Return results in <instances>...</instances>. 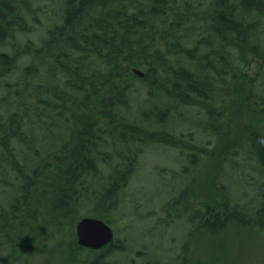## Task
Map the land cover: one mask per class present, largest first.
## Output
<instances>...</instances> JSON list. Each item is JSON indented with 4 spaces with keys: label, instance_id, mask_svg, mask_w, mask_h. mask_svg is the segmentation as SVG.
<instances>
[{
    "label": "trees",
    "instance_id": "trees-1",
    "mask_svg": "<svg viewBox=\"0 0 264 264\" xmlns=\"http://www.w3.org/2000/svg\"><path fill=\"white\" fill-rule=\"evenodd\" d=\"M60 1L61 20L39 44L16 31L32 34L19 27L54 13L57 0L47 10L39 0H0V49L13 44L0 50V264H21L22 250L68 220L106 221L129 205L142 144L170 147L167 119L189 114L205 127L227 117L224 131L237 133L246 119L231 124L240 88L264 110V0ZM196 154L187 152L186 164L197 165ZM225 165L197 204L172 199L175 224L222 227L209 201L219 192L237 221L264 228V128ZM125 246L112 240L79 261L110 264Z\"/></svg>",
    "mask_w": 264,
    "mask_h": 264
},
{
    "label": "rangeland",
    "instance_id": "rangeland-1",
    "mask_svg": "<svg viewBox=\"0 0 264 264\" xmlns=\"http://www.w3.org/2000/svg\"><path fill=\"white\" fill-rule=\"evenodd\" d=\"M39 1L45 10L50 9V0ZM53 11L50 15H36L33 22L27 19L29 22L23 23L19 28L32 34L20 35L16 31V37L27 40L29 37L40 44L47 29L61 20L60 0H57ZM14 42L18 47L17 40ZM12 45L10 43L8 48L0 50L12 52ZM251 72L255 73V70ZM136 85L145 86L141 81ZM237 94L240 99L234 102L235 106L231 110L237 116L233 115L231 124L238 121L241 113L242 118L246 117L235 128L237 133H226L227 117L203 127L197 119L186 114L180 118L167 119L162 144L167 143L170 147L142 144V163L137 166L130 185L131 194L128 199L132 202L129 205L123 203L113 216L106 219L116 232V242L124 243L125 252L128 254L124 259L112 254L108 263L131 264L134 263V259H131L133 257L137 259V264L147 260L150 262L145 264H264V228L258 223L243 222V219L237 221L233 205L229 206L219 192H216L213 199L210 197L209 201L212 200V209L222 214L225 223L212 233L192 229L188 219L187 222L184 220L175 224L173 218L167 215L174 205L171 202L173 198L177 202L183 200L193 204L204 199L211 186L207 184V180L209 177L213 178L220 167L225 165L226 155L229 154L230 158L235 148H241V143L252 129L264 128V110L255 109L250 99L246 100L247 94L242 88L237 90ZM144 97L142 93L135 94L137 103L142 102ZM221 114H224L223 110ZM251 117L254 119L253 124L249 122ZM222 122L224 125H219ZM192 144L200 148L196 149ZM187 152H198L193 157L197 165L186 164ZM185 168L188 174L183 172ZM180 195L181 198L183 195L182 199ZM230 203L235 204L234 200ZM77 222L68 220L61 231L51 232L47 239H43V243L28 245L19 254L22 258L21 264H85L79 259H92L95 254L104 251L106 247L96 250L78 244L75 229ZM139 254H142L140 258Z\"/></svg>",
    "mask_w": 264,
    "mask_h": 264
},
{
    "label": "water",
    "instance_id": "water-1",
    "mask_svg": "<svg viewBox=\"0 0 264 264\" xmlns=\"http://www.w3.org/2000/svg\"><path fill=\"white\" fill-rule=\"evenodd\" d=\"M133 72L140 78L145 75L139 69H134ZM75 229L78 244L82 247L98 250L114 240V231L111 225L99 218L83 217L77 222Z\"/></svg>",
    "mask_w": 264,
    "mask_h": 264
},
{
    "label": "bare ground",
    "instance_id": "bare-ground-1",
    "mask_svg": "<svg viewBox=\"0 0 264 264\" xmlns=\"http://www.w3.org/2000/svg\"><path fill=\"white\" fill-rule=\"evenodd\" d=\"M44 21V20H43ZM52 22V21H51ZM50 26V25H49ZM50 29V28H49ZM48 30V29H47ZM263 175V174H262ZM260 176V175H259ZM260 178V177H259ZM259 183V182H258ZM261 186V185H260ZM127 192V191H126ZM127 194H129V193H127ZM126 194V195H127ZM206 211V210H205ZM197 231V230H196ZM114 233H115V231H114ZM197 233V232H196ZM114 237H116V236H114ZM120 239V238H119ZM124 241V240H123ZM177 261H179V259L177 260ZM163 263V262H162ZM177 263H179V262H177ZM176 264V263H175Z\"/></svg>",
    "mask_w": 264,
    "mask_h": 264
},
{
    "label": "flooded vegetation",
    "instance_id": "flooded-vegetation-1",
    "mask_svg": "<svg viewBox=\"0 0 264 264\" xmlns=\"http://www.w3.org/2000/svg\"><path fill=\"white\" fill-rule=\"evenodd\" d=\"M192 229H194V228H192ZM114 236H116V232L114 233ZM117 238L115 237V240H116ZM103 249V248H102ZM100 250V249H99Z\"/></svg>",
    "mask_w": 264,
    "mask_h": 264
}]
</instances>
